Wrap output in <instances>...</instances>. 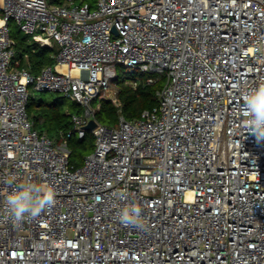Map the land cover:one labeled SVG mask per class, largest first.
<instances>
[{
  "label": "built area",
  "instance_id": "1",
  "mask_svg": "<svg viewBox=\"0 0 264 264\" xmlns=\"http://www.w3.org/2000/svg\"><path fill=\"white\" fill-rule=\"evenodd\" d=\"M11 20L56 46L53 65L13 64ZM118 67L163 84L155 106L107 126L92 101ZM261 82L264 0H0V264H264V140L242 116ZM47 91L80 109L60 141L27 112ZM91 120L74 166L66 139ZM29 181L55 201L17 224L6 197ZM133 205L142 226L119 220Z\"/></svg>",
  "mask_w": 264,
  "mask_h": 264
},
{
  "label": "trees",
  "instance_id": "2",
  "mask_svg": "<svg viewBox=\"0 0 264 264\" xmlns=\"http://www.w3.org/2000/svg\"><path fill=\"white\" fill-rule=\"evenodd\" d=\"M65 0H54L57 4L63 3ZM78 3L88 2L90 0H74ZM10 32V31H9ZM11 38L14 40L15 56L13 64L18 60V67H27L31 74L37 75L42 68L54 64V56L57 53L56 46L44 47L33 41L28 35L22 34L20 30L10 32ZM148 76L154 77V81L147 83ZM138 80L136 86L132 81ZM163 78L154 74L134 73L130 77H118L114 79L116 89V97L119 106H116L111 98L106 96H97L92 103L95 106V117L99 123L107 126H113L117 122L118 109L127 120H134L140 116L144 109L152 108L157 104L156 91L161 88ZM79 107L74 112H79ZM27 112L33 121L34 128L38 124L46 126V124H54L61 129L60 136L56 141H60L63 136L72 128L70 121V110H64L56 101L46 102L43 98L29 97L27 104ZM50 124V125H51ZM47 133L46 130H39ZM67 145L70 149L69 161L72 165L81 164L85 155L91 152L94 145V137L90 131L84 136L78 137L72 135L67 138Z\"/></svg>",
  "mask_w": 264,
  "mask_h": 264
},
{
  "label": "clouds",
  "instance_id": "3",
  "mask_svg": "<svg viewBox=\"0 0 264 264\" xmlns=\"http://www.w3.org/2000/svg\"><path fill=\"white\" fill-rule=\"evenodd\" d=\"M243 125L257 141L264 140V82L244 96L242 108ZM55 201V190L48 185H37L31 181L23 183L18 190L6 197V209L15 223L22 222L26 216H38ZM141 209L137 206L125 207L120 211L121 223L141 225Z\"/></svg>",
  "mask_w": 264,
  "mask_h": 264
},
{
  "label": "rangeland",
  "instance_id": "4",
  "mask_svg": "<svg viewBox=\"0 0 264 264\" xmlns=\"http://www.w3.org/2000/svg\"><path fill=\"white\" fill-rule=\"evenodd\" d=\"M48 3L50 4H57L56 2H54V0H47ZM93 1L92 3H90L91 5H94L96 0H90ZM9 31L13 32L16 30H19L17 23L14 20H11L9 22ZM22 34H24L23 32H21ZM117 76L122 78V77H130L131 74L127 71V69L122 68V67H118L117 68ZM115 79V78H114ZM114 79L111 81V88L108 90L107 92V97L111 96L114 91H116L115 89V85H114ZM31 97H39V98H43L46 102H52V101H56L58 102L64 110H70V112H74L75 109L77 108L76 103H74L73 101H71L70 99H68L67 97H65L63 94L61 93H57V92H32L30 94ZM117 123V122H116ZM51 124V123H50ZM46 124V126L42 125V124H38L37 126V130H46L47 131V135L53 140L56 141V138L58 136H60L61 133V129H58L56 126H54V124ZM116 125V124H115ZM114 126V125H113ZM40 132V131H39Z\"/></svg>",
  "mask_w": 264,
  "mask_h": 264
},
{
  "label": "water",
  "instance_id": "5",
  "mask_svg": "<svg viewBox=\"0 0 264 264\" xmlns=\"http://www.w3.org/2000/svg\"><path fill=\"white\" fill-rule=\"evenodd\" d=\"M95 127V122L93 120L89 121V123L86 125V129L90 131Z\"/></svg>",
  "mask_w": 264,
  "mask_h": 264
}]
</instances>
